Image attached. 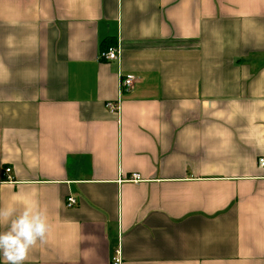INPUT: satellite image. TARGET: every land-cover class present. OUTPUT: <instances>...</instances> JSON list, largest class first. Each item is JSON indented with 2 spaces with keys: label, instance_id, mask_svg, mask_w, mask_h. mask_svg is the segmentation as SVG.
I'll use <instances>...</instances> for the list:
<instances>
[{
  "label": "crops",
  "instance_id": "obj_1",
  "mask_svg": "<svg viewBox=\"0 0 264 264\" xmlns=\"http://www.w3.org/2000/svg\"><path fill=\"white\" fill-rule=\"evenodd\" d=\"M261 157L264 0H0V206L51 225L24 264H264Z\"/></svg>",
  "mask_w": 264,
  "mask_h": 264
},
{
  "label": "clouds",
  "instance_id": "obj_2",
  "mask_svg": "<svg viewBox=\"0 0 264 264\" xmlns=\"http://www.w3.org/2000/svg\"><path fill=\"white\" fill-rule=\"evenodd\" d=\"M0 264H24L37 243L46 242L51 225L47 211L35 203L0 206Z\"/></svg>",
  "mask_w": 264,
  "mask_h": 264
},
{
  "label": "built area",
  "instance_id": "obj_3",
  "mask_svg": "<svg viewBox=\"0 0 264 264\" xmlns=\"http://www.w3.org/2000/svg\"><path fill=\"white\" fill-rule=\"evenodd\" d=\"M100 59L106 61H119L120 60V49L118 47H110L109 49L103 50L100 54ZM137 77L134 74H119V84L120 90L119 93H123L124 91L130 90L133 86ZM106 107L111 112H118L120 109V103L109 101L106 103ZM259 165L264 167V157L259 159ZM6 174H8V180H11L9 173L11 172V167H6ZM130 181L138 182L141 180V176L138 173H133L129 179ZM78 200L74 195H69L66 199V207H74L77 205ZM111 264H123V257L121 253L120 245L118 244L117 248L114 250V254L112 255Z\"/></svg>",
  "mask_w": 264,
  "mask_h": 264
},
{
  "label": "trees",
  "instance_id": "obj_4",
  "mask_svg": "<svg viewBox=\"0 0 264 264\" xmlns=\"http://www.w3.org/2000/svg\"><path fill=\"white\" fill-rule=\"evenodd\" d=\"M112 45H113V44L106 46V47H107L106 49H109L110 47H112Z\"/></svg>",
  "mask_w": 264,
  "mask_h": 264
}]
</instances>
